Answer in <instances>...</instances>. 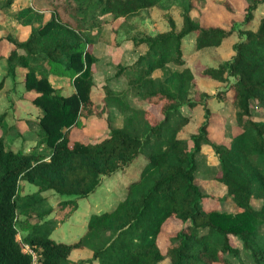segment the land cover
Returning a JSON list of instances; mask_svg holds the SVG:
<instances>
[{"label":"trees","instance_id":"16d2710c","mask_svg":"<svg viewBox=\"0 0 264 264\" xmlns=\"http://www.w3.org/2000/svg\"><path fill=\"white\" fill-rule=\"evenodd\" d=\"M208 1L31 0L13 9L14 0H3L0 13L30 27L24 39L6 33L0 42L11 44L3 53L7 73L15 80L23 70L25 92L42 110L39 142L44 146L38 151L7 148L0 135V264H159L166 258L169 264H233L230 255L239 253L233 237L262 264L264 246L257 241L258 225L264 224V0H245L240 19L232 0H212L233 16L224 27L202 21L201 10ZM260 5L263 12L251 28ZM43 6L50 11L47 18ZM171 6L180 8L181 26L165 13L168 30L132 37L135 44H145V50L114 72V77L125 76L146 107L135 108L125 88L108 84H103L102 103L95 102L90 91L93 74L104 65L97 52L102 44L96 41L102 30L143 9ZM193 9L198 14H192ZM234 33L238 39L232 43L231 57L201 73L225 83L217 94L228 96L238 130L227 144L211 141L209 109L203 104L207 118L191 135V146L189 139L177 135L190 118L182 107L199 103L191 97L195 74L185 58V41H193L192 50L199 51L219 46ZM52 71L70 73L74 91L56 93L48 77ZM152 105L159 106L158 115ZM254 105L262 117L253 116ZM109 107L124 112L121 126H113L96 141L71 140L73 127L80 125L79 114L102 116ZM204 142L217 154L214 180L226 186V195L238 207L234 212L204 204L206 195L194 176L196 153ZM141 153L147 161L126 185L125 196L109 210L90 214L77 239L56 240L45 233L53 220L39 223L51 212L50 206H41L42 192L51 189L65 196L61 207L75 208L79 199L96 191L104 176L123 170ZM20 179L37 190L20 194ZM252 198L260 199V205L254 206ZM20 213L34 219L29 225L19 222L27 230L21 238ZM169 218L177 219L179 226L165 234L162 250L158 238ZM77 247L90 248L91 256L71 259Z\"/></svg>","mask_w":264,"mask_h":264},{"label":"rangeland","instance_id":"374dc122","mask_svg":"<svg viewBox=\"0 0 264 264\" xmlns=\"http://www.w3.org/2000/svg\"><path fill=\"white\" fill-rule=\"evenodd\" d=\"M3 0H0V5ZM239 13L235 17L241 18V13L244 11L245 0H232ZM31 3V0H14L11 7L19 9ZM45 18L49 17V8L43 6ZM202 21L205 24H213L224 27L229 24L230 18L233 17L227 13L220 5L212 0H209L207 5L202 8ZM263 12V6L260 5L256 10V15L251 28H256L258 18ZM165 13L170 14L177 27L181 26L180 8L171 6L168 9L154 7L152 9H143L138 14L131 17L128 21H116L114 28H105L102 30L99 38L96 39L102 47L97 50L100 54L104 65L97 67L93 74L94 85L91 87V97L95 102H101L104 97L103 84H108L115 88H125L131 98V103L135 108H144V101L134 96V91L127 86L125 76L114 77L115 69L120 64L132 63L137 56L145 50V44H135L132 37H139L146 34H155L161 31L168 30L169 23ZM192 14H198V9H193ZM30 27L18 23V21L9 14L0 13V36L6 33L17 35L18 39H24L29 33ZM238 39L237 34H231L225 38L217 47H207L199 51L192 50L193 41H185L187 52L185 58L195 74V85L191 91V97L198 100L199 103L192 107H182L184 114H189L188 122L182 126L177 135L182 138L189 139L191 135L198 132L199 126L207 116L205 115V106L209 109V138L216 143L227 144L231 137L238 130L236 126L234 108L228 100L227 95L217 94L218 91L225 87V83L213 79L207 75H202V69L207 66H215L223 59L230 58L233 54L232 43ZM11 44L7 41L0 42V80L4 77V85L0 89V114H4L0 119V135H4L5 146L14 149L25 151H38L44 146L40 143L39 134V117L42 113L40 107L38 114L31 109L36 106L28 98L31 93L25 92V86L22 82V72L18 71L13 76L6 71V61L3 53L9 49ZM49 81L56 93L67 95V91H74L72 75L70 73H61L60 71H52L49 73ZM73 90V91H72ZM70 92V93H71ZM68 93V94H70ZM230 94V93H228ZM35 108V107H34ZM152 111L159 114V106H150ZM33 115L35 121L27 119L23 122L21 117L28 114ZM37 110V109H33ZM253 116L256 118L262 117V111L256 105L253 106ZM124 121V112L116 107H109L104 110L102 116L94 114H79L78 123L71 131V140L81 138L85 140L96 141L107 135L113 126H121ZM149 147V144L146 146ZM145 147V149H146ZM147 161L144 153H141L134 161L127 165L123 170L117 171L111 176H104L100 186L95 192L85 198L78 200L77 206L61 207L60 202L65 198L55 191L49 189L41 193L45 201L41 203L42 207L50 206L51 212L39 223L48 224V220L52 226L46 232L49 236L56 240L71 241L77 239L86 229L87 219L92 213H99L104 210H109L121 200L126 193V185L140 174L144 163ZM197 169L195 171V182L205 193L206 197L204 204L207 207L215 206L217 208L236 211L238 207L232 202L231 198L226 195V186L220 181L214 180V175L218 170V159L216 152L207 142L202 143L201 149L196 153ZM37 190V186L29 183L25 179L19 180V193L27 194ZM254 206H259L261 200L252 198ZM18 237L24 236L27 233L23 229V225L19 222H26V225L34 222L33 217L26 214L17 216ZM179 226V221L175 218H169L162 227L158 241L162 250H165L164 236L170 231H174ZM258 241L257 244L264 246V224L258 225ZM233 246L239 249L237 255H230L233 264H258L254 259V254L250 249L243 246L239 238L231 239ZM27 248V246L25 247ZM79 248V249H78ZM70 253V258L79 260L90 257L92 250L88 247H77ZM259 261L264 264V248ZM168 258L163 259L159 264H169ZM213 264H224L222 262H214Z\"/></svg>","mask_w":264,"mask_h":264},{"label":"crops","instance_id":"0c3cea01","mask_svg":"<svg viewBox=\"0 0 264 264\" xmlns=\"http://www.w3.org/2000/svg\"><path fill=\"white\" fill-rule=\"evenodd\" d=\"M7 51H8V49H7ZM6 51V52H7ZM19 71H21V72H23V70L22 69H20ZM23 82V81H22ZM23 86H24V84H22ZM74 89V88H73ZM73 91V90H72ZM71 91H67V94L68 93H70ZM29 95H31V94H29ZM66 95V94H65ZM28 100H31L32 101V95H31V97L30 98H28ZM32 103H33V101H32ZM35 104V103H34ZM35 107V108H34ZM32 109H31V111H36L37 112V114H38V108H39V106H34ZM33 109H37V110H33ZM27 112H29V109H28V111ZM19 117H21V119L20 120H22L23 122H25V121H27V119L29 118V119H31V120H33V121H35V119H37V117L36 118H34V116L33 115H30V112H29V115L28 114H26V115H23L22 114V116H19ZM79 249V248H78ZM74 251V250H73Z\"/></svg>","mask_w":264,"mask_h":264}]
</instances>
